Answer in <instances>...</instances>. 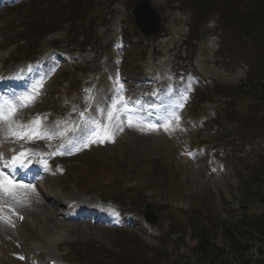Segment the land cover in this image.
<instances>
[{"label":"rangeland","instance_id":"rangeland-1","mask_svg":"<svg viewBox=\"0 0 264 264\" xmlns=\"http://www.w3.org/2000/svg\"><path fill=\"white\" fill-rule=\"evenodd\" d=\"M127 1L118 0L113 3L109 9V15L104 9L110 3L100 4V0L96 3L97 11L105 13L103 17L109 18L111 21L104 37L105 42L111 47L105 55V60L96 68L100 73L97 75V80H99L101 91L95 97V118L91 120V123L94 124L90 126L86 140L82 142L83 152L80 156L72 159L80 161V167L76 171L82 176L80 187L91 192L97 190L96 184H99V187H105L107 183L112 181L111 189H114L115 193H119L122 184L127 181L130 182L131 187L139 183L142 193H145L148 198H151L152 191L156 190L163 201L170 202L178 209L188 211L194 207L195 210L201 211L202 215L196 214V216H202L201 220H206L209 223L217 219L230 224L239 221L243 216L241 210L245 207L251 208L252 211L257 210L264 213V183L261 186L253 183L254 174L250 178V173L246 170L241 174L237 171L228 170L225 173H218L208 169L198 156L189 155V148L191 145L196 147L198 139L211 141L216 138V134L210 130H203L199 134L194 133L189 137L186 131L182 129L179 120L176 119L178 113L175 111V107L179 106L181 101L188 96L190 90L192 91L190 95L195 91L196 83L193 74L190 75L193 78L191 86L186 85V88L180 92L172 90L169 85L165 87V110L172 117V123L167 127L168 131L157 126L155 130L149 128L147 124L142 123L138 110L129 106L131 100L130 96L128 97L129 91H125L123 88V84L129 83L126 75H128V68L132 67L129 59L133 49L131 44L128 46L129 42L124 37L125 30H128L129 17L132 16L124 9L123 4H126ZM149 1L158 9L162 17L163 27L168 32L166 37L150 45L149 49L154 53L156 64L157 61L161 60L159 64L161 71L170 76V66L180 65L182 58L185 57L189 63L193 64L199 75L206 80L208 88H214L218 84L234 86L241 83L247 84L249 86L247 88L253 87L256 82L254 77L261 75L257 73L259 67L248 66L249 71L246 72L244 69L225 66V61L223 64L217 65L215 51L218 39L213 33H210L213 38H206L198 45L195 52L189 51L185 45L188 35L187 16L184 13L172 11L167 0ZM24 3H27L23 8L29 11L28 16L21 14L23 8L7 11L10 5ZM40 5L39 0H0V18H4L14 11H19L20 18L29 23V18H33L35 8H39ZM2 30L3 28L0 27V32ZM100 33H104L103 29ZM122 35L125 41L122 39ZM136 40L141 41L140 38H136ZM139 48L145 51L146 46H139ZM11 52L13 54L11 49L0 51V58L2 59L0 63H3V67L5 61L10 58ZM151 60L150 56L149 61L143 63L144 69L152 66ZM12 67L7 66L5 69L8 70ZM74 69L75 65L66 68L63 66L49 68L38 79L35 78L31 83L30 90L23 94L26 97H35L34 101L28 103L27 107H20L22 101L18 95L10 100L12 103L8 101L9 104L17 106L13 116L15 125H27V121L24 120L30 116L33 119L31 122L39 119L40 125L35 127L44 136L42 139L38 137L32 139L16 138L17 150L22 152L30 149L38 155L45 153L46 150L49 151L51 144L55 142V138L46 111L48 108L49 110L57 109L58 105L65 99L62 94L67 91L69 83L67 82L65 86L61 87L62 80L70 79L69 71ZM253 72V76L249 77ZM139 78L144 80L143 75ZM129 79L135 80L132 77ZM184 86V82L175 84L177 89ZM132 87L133 96H139L135 85ZM60 91L61 93L57 94ZM251 93L253 96V93L255 95L259 92L252 89ZM223 96L227 95L223 94ZM57 99H59L58 102ZM205 108L210 109L212 105H207ZM252 110L258 111V105L254 104ZM130 122L131 127H129ZM110 136L112 138H109ZM262 153L264 154V151ZM120 161L127 169L116 166V163ZM100 163H108L110 167L107 169L100 168V170L98 168ZM126 164L131 167L126 166ZM71 181V179L65 178L61 184L69 187ZM84 181V185L81 184ZM154 181H158V184L155 185ZM49 185L55 188V185L60 184L49 181ZM75 186L73 184L70 188L73 189ZM32 190L33 188L30 189L29 187H19L16 189L15 198L0 193V264H22L9 256L7 245L21 253L20 248L16 247L17 243L13 235L15 211L25 208L26 198L33 196L30 193ZM20 194L23 195L22 199L19 198ZM98 196L86 194L84 203L90 204ZM40 210L44 211L39 212L33 218L30 217L32 222H39L36 223L38 229L35 227L37 230L35 235L43 236L50 241V235L56 234L59 239L62 238L64 241L61 247L71 253L74 251L78 254L82 252L94 253L103 246L109 245L128 248L132 244L128 235L141 244H151V241L137 225L118 231L102 224L93 223L91 220H82L76 223L67 222L57 216L58 208L53 209L50 205L45 206L43 204V208ZM208 215H212L213 218L208 217ZM137 216L139 217L138 224L142 225V213L139 212ZM64 231L66 236L63 238L62 233ZM246 237L250 238V235ZM260 238L264 239V234ZM53 243L55 244V239ZM188 244L190 247H194L196 242L188 238ZM227 251L229 252H224L221 255L217 264H264L263 243L246 249L233 247ZM34 264L37 263L34 262ZM202 264L210 263L208 260H204Z\"/></svg>","mask_w":264,"mask_h":264},{"label":"trees","instance_id":"trees-1","mask_svg":"<svg viewBox=\"0 0 264 264\" xmlns=\"http://www.w3.org/2000/svg\"><path fill=\"white\" fill-rule=\"evenodd\" d=\"M100 1L110 3L113 0ZM226 1V7L223 8V12L219 13L220 20L226 23L225 27H231L234 32L245 39L246 43L251 46L249 51L252 50V54H248V57L253 58L256 65L262 68L258 70L261 75L254 77L256 82L253 87L247 88L249 86L243 83L221 88L222 92H228L232 96L236 106L229 105L227 108L228 123L234 126L236 132L244 133L243 142L245 144L248 145L247 142L264 143V0ZM39 2L43 3L41 8L34 13L33 18H29V23H27L25 34L28 37H24L27 45L20 47L28 58L35 55L36 41L51 32L59 20L71 23L72 33H83L86 27L94 26L98 20L95 17L98 0H39ZM234 61L240 62L241 59ZM252 89L259 93L255 95L253 93L252 96ZM254 104L258 105V111L252 110ZM248 125H251V128L246 131ZM261 165L257 176L262 184L264 183V157H262ZM245 209L252 211L249 207ZM254 216L253 220L237 224L218 222L216 230L220 236L215 237L219 245L213 240L214 234L208 233L202 224H198L195 229L197 244L194 248L187 246L182 238L176 241L170 239L172 234L178 232L174 230L170 232L166 240L160 241L158 245L160 249L141 248L144 264H202L204 260H208L210 264H217L221 255L229 252L227 249L231 250L233 247L246 249L250 246L256 247L258 244H264V239L260 238L264 234V216L257 214ZM247 235H250V238H247ZM182 246H187L185 252L181 251Z\"/></svg>","mask_w":264,"mask_h":264},{"label":"snow or ice","instance_id":"snow-or-ice-1","mask_svg":"<svg viewBox=\"0 0 264 264\" xmlns=\"http://www.w3.org/2000/svg\"><path fill=\"white\" fill-rule=\"evenodd\" d=\"M35 99L34 96H28V97H21V101L22 103L20 104V107H27L28 103L33 102ZM6 104V110L4 111H0V119L4 120V121H11L12 117L14 116L16 110H17V106L14 104H9L7 101L5 102ZM183 105H179V107H182ZM81 115H83V113H81ZM176 119L178 120V117H176ZM40 125V120L37 119L36 121L31 122L30 124H16L15 126H13V124L10 122L9 123V134L13 137H16L17 139H32V138H44L43 135H41L38 131H37V127L35 126H39ZM132 124L131 122L129 123V127H131ZM149 128L155 130L156 126L155 125H148ZM26 129V130H25ZM122 130V129H121ZM143 130V129H141ZM168 128H165V131H168ZM109 138H112L111 136ZM113 142H114V138H113ZM28 154L26 152H21L16 156H13L11 161L9 163L5 164V167H20L23 168L26 166L25 162H24V158L27 156ZM19 187H29L28 185H20L16 182H13L12 180L9 179L8 176H6L3 172V170H0V193H4L6 195L12 196L13 198H15V193H16V189ZM19 202V201H18ZM22 219V217H21Z\"/></svg>","mask_w":264,"mask_h":264},{"label":"water","instance_id":"water-1","mask_svg":"<svg viewBox=\"0 0 264 264\" xmlns=\"http://www.w3.org/2000/svg\"><path fill=\"white\" fill-rule=\"evenodd\" d=\"M150 12H152L154 22H155L153 27L148 26L146 24L149 18ZM135 16H136L137 21L139 22V28L142 31H144L147 34H154L157 32V29L159 27V18H158L157 13L154 10H152L148 6V4L142 3L140 6H138L136 8Z\"/></svg>","mask_w":264,"mask_h":264},{"label":"bare ground","instance_id":"bare-ground-1","mask_svg":"<svg viewBox=\"0 0 264 264\" xmlns=\"http://www.w3.org/2000/svg\"><path fill=\"white\" fill-rule=\"evenodd\" d=\"M32 151H33V150H30V149H29V150H25L26 153H30V152H32ZM19 198L22 199V198H23V195L20 194V195H19ZM49 261H53V258H50Z\"/></svg>","mask_w":264,"mask_h":264}]
</instances>
